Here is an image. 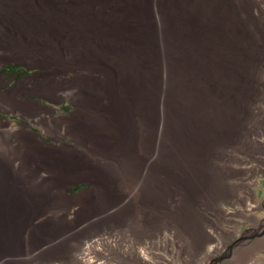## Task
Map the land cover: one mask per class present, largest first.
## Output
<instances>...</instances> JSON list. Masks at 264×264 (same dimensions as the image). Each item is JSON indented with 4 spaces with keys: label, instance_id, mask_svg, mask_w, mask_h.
Returning <instances> with one entry per match:
<instances>
[{
    "label": "bare ground",
    "instance_id": "1",
    "mask_svg": "<svg viewBox=\"0 0 264 264\" xmlns=\"http://www.w3.org/2000/svg\"><path fill=\"white\" fill-rule=\"evenodd\" d=\"M8 60L51 71L0 90V112L38 118L47 106L22 94L71 97L72 115L37 124L85 150L44 147L26 119L0 113V264H69L79 227L97 232L100 255L171 230L195 258L213 216L233 220L219 209L239 190L233 152H264V0H0V66ZM71 179L94 189L64 198ZM254 209L260 236L233 264L264 259Z\"/></svg>",
    "mask_w": 264,
    "mask_h": 264
},
{
    "label": "rangeland",
    "instance_id": "2",
    "mask_svg": "<svg viewBox=\"0 0 264 264\" xmlns=\"http://www.w3.org/2000/svg\"><path fill=\"white\" fill-rule=\"evenodd\" d=\"M7 62L3 66H0L1 91L6 88L10 89L12 85L20 83L21 81L27 82L25 84L35 83V81L41 83L51 71L50 68L41 67L26 61L8 60ZM71 77L72 73L68 72L57 76V79L65 80ZM3 82L7 83L4 84ZM20 96L19 98H31L37 100L41 105L47 106L42 116L36 118L29 112L19 115L14 111V114H10V116L4 113L6 111L0 112L4 117L10 118L14 124L23 123L21 119H26V124L29 128L38 134V137L35 138L43 146L45 145L44 147L48 144H53L56 149L59 147V149H65L71 152H83L85 150V147L75 139L67 136L56 137L55 135L47 133L38 125L41 123L48 124L50 121H55V119L67 118L72 115L77 107L71 97L62 96L51 98L33 93H25ZM58 134L61 135V133ZM258 140L264 143V135L258 137ZM42 141L48 144H44ZM233 154L234 158L229 163V166L236 173V177L230 181L239 187V194L237 193V198L234 202L222 200L219 204V209L226 216L234 218L233 220L222 221L220 219L218 220L217 216H213V222L214 220L216 222H214L215 224L213 226L207 228V239H201L198 247L199 253L195 258H191L185 254L183 255L182 248L179 247L178 240L171 230L158 231L153 238H145L138 245H134L133 240L126 237L124 244L131 249L127 255L123 252L120 243H116V247L114 248L107 246L105 243L103 245V251L105 253L100 255L95 248L90 249V241L97 238L95 236L97 232L92 228L79 227L70 237V240H68V255L70 254L69 256H71V263L69 264H233L235 254L244 246H252L260 236L258 235V229L260 228L257 227V220L248 219L246 210L255 208L253 212L256 215H260L262 220L264 219V152L259 153L257 156H251L238 151L233 152ZM248 185L253 186L254 195L246 189ZM93 189L94 186L89 180L71 179L65 185L63 196L64 198L68 196L77 198ZM54 192L57 191L55 190ZM75 209L70 210L71 213L67 210L64 219L68 221L76 219ZM239 212H243L241 218H235ZM56 218L59 219L58 216ZM218 223L221 224L219 225ZM210 250H215L212 257ZM106 251L109 255H106ZM94 254H99L100 256L98 258H92ZM260 255L264 257V244L260 250ZM79 258H84L85 260L82 261ZM40 261L36 259L33 261V264H52ZM261 264H264V259Z\"/></svg>",
    "mask_w": 264,
    "mask_h": 264
}]
</instances>
